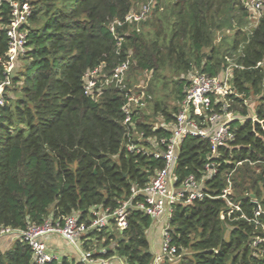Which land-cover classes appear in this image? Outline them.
Returning <instances> with one entry per match:
<instances>
[{
	"label": "trees",
	"instance_id": "trees-1",
	"mask_svg": "<svg viewBox=\"0 0 264 264\" xmlns=\"http://www.w3.org/2000/svg\"><path fill=\"white\" fill-rule=\"evenodd\" d=\"M145 1H30L28 51L16 61L0 104V229L72 214L88 224L93 208L115 209L132 186L143 187L164 165L161 158L127 151L129 135L141 133L139 142L149 147L148 138L168 136L188 76H218L235 55L231 85L239 96L225 100L243 119L231 122L234 140L212 158L207 139L192 137L180 145L173 170L178 181L190 174L202 179L208 161L218 166L203 178L209 196L173 206L170 235L179 256L175 264H264V12L249 27L243 0H155L145 21L116 27L123 36L118 49L108 24ZM226 30L232 33L216 41L217 32ZM6 50L0 29V83ZM126 59L127 87L151 73L144 88L150 98L132 112L130 124L123 123V93L113 84L100 85ZM98 66L96 86L85 94L84 74ZM160 84L171 85L173 106L155 96ZM221 102L214 110H221ZM150 106L163 118L159 124L146 119ZM228 180L227 198L240 210L221 218L227 202L217 196ZM253 199L262 210L256 216ZM151 225L148 215L130 208L125 228L91 229L83 247L105 249L102 256L124 264H151ZM256 238L262 240L254 245ZM0 264H32V250L21 241L0 246Z\"/></svg>",
	"mask_w": 264,
	"mask_h": 264
},
{
	"label": "built area",
	"instance_id": "built-area-1",
	"mask_svg": "<svg viewBox=\"0 0 264 264\" xmlns=\"http://www.w3.org/2000/svg\"><path fill=\"white\" fill-rule=\"evenodd\" d=\"M31 0H0V29L4 31L7 50L5 78L0 83V104L3 102L2 92L6 85L10 84V73L16 61L24 56L28 51L29 18L32 14ZM243 3L250 13V26H255L264 12V0H243ZM155 0H146L136 9L128 12L124 19H114L108 24V30L115 35L117 48L123 40V36L116 33V27L126 23H139L145 21L151 14ZM7 8V11L6 9ZM248 27V28H249ZM227 65L224 71L218 76H210L206 73L193 72L189 75L188 85L184 88V96L180 101L179 110L174 121L169 125L168 136L161 137L158 142H148L152 145L146 146L139 141L142 134L134 132L136 141L126 143L127 151L151 155L154 158L164 160V165L156 170L149 182L143 187H131L130 195L118 202V206L113 209L93 208L91 219L88 224L80 222L76 214L62 217L61 221L50 217L41 223H30L25 228L3 227L0 229V237L11 236L12 241H21L27 244L32 250V264H48L59 259L47 245L46 238L56 234L64 238L71 244L79 255V264H112L109 258L102 256L105 249H85L83 242L88 240V232L91 229H107L115 227L121 230L127 226V216L130 208H135L148 215L153 223L161 227V248L153 256L151 264H170L176 258L175 247L172 245L170 235V220L173 206L176 203H190L194 199H202L209 196L203 189V178L210 177L217 172L218 164L208 161L204 166L202 179H196L192 174L187 175L178 181L174 173L177 159V152L180 145L188 138L200 137L207 139L210 144V158L216 155L218 147L225 146L234 140V132L231 122L241 120L243 117L228 110V95L239 94L231 85L232 69L238 67L235 62V55L227 57ZM129 60L126 59L117 64L110 76L105 77L100 85L113 84L124 95L125 101L121 107L124 124H130L131 114L135 109L146 106V99L150 98L145 92L144 85L127 87L125 83L126 72ZM100 66L88 70L83 77V92L90 94L96 86L99 76ZM251 98L244 99L245 105H250ZM222 101V108L214 110V104ZM163 147L160 150L157 146ZM231 175V173H229ZM232 192L231 182L228 180L226 187L217 197L224 198L227 202V210L220 214L221 218L230 216L232 212L240 210L239 203L227 198ZM253 201H256L253 199ZM257 202V201H256ZM258 203V202H257ZM259 205V203H258ZM262 213L259 206L254 210V215ZM258 223V222H257ZM264 230V225H262ZM261 238H256L253 244L261 242ZM122 264H124L121 261Z\"/></svg>",
	"mask_w": 264,
	"mask_h": 264
},
{
	"label": "crops",
	"instance_id": "crops-1",
	"mask_svg": "<svg viewBox=\"0 0 264 264\" xmlns=\"http://www.w3.org/2000/svg\"><path fill=\"white\" fill-rule=\"evenodd\" d=\"M151 226H155V230H156V235L157 237H159V241H155V246L156 243L159 245L158 249L160 251L161 248V227L159 224L157 223H153ZM152 230V229H151ZM150 228L147 231V236H149V234L151 233ZM6 240V242L4 241ZM148 241H150V239H148ZM5 242V243H3ZM14 241H12V237L11 236H6L4 238L0 237V246L5 248L10 246V243H13ZM46 243L48 245V247L58 255L59 259L57 260L58 262L62 261V259H65L69 264H78L79 262V255L76 251V249L69 244L64 238H62L60 235H50L46 238ZM159 251H154L152 252L153 256L159 252ZM75 252V253H74ZM109 261L112 264H122L121 260L117 259L116 257H111L109 258Z\"/></svg>",
	"mask_w": 264,
	"mask_h": 264
},
{
	"label": "rangeland",
	"instance_id": "rangeland-1",
	"mask_svg": "<svg viewBox=\"0 0 264 264\" xmlns=\"http://www.w3.org/2000/svg\"><path fill=\"white\" fill-rule=\"evenodd\" d=\"M139 6H140V3L137 4L136 8H138ZM225 33H232V31L226 30L224 33L217 32L216 41H219L222 34L224 35ZM20 63H19V65H20ZM150 78H151V73L145 72L143 75H141L137 78V80L135 81V82H137L136 85L146 86L149 83ZM188 79H189V76H188ZM170 91H171V85L170 84L168 85V87H165L162 84H160L159 86H157V91H156L157 93L155 96L159 99H161V98H162V100L164 99L169 106H173L174 101L172 99V94L170 93ZM255 105L256 104L254 101L253 106H255ZM146 115H149L148 116L149 118H146L148 121H151V122H154L157 124H159L161 121H163V118L160 116V114H155V113H153V111H151V106L148 109H146ZM155 229H156L155 226H151L150 227L151 233L149 234V236H147V238L150 239V241H149V248L150 249L149 250L151 252H154L156 250L159 251V249H158L159 245L156 243V246H155V241H157V242L159 241V237H157ZM4 241L6 242V240H4ZM5 242H3V243H5ZM178 260H179V258H176L174 261H172V263L175 264V263H177ZM170 264H171V262H170Z\"/></svg>",
	"mask_w": 264,
	"mask_h": 264
},
{
	"label": "water",
	"instance_id": "water-1",
	"mask_svg": "<svg viewBox=\"0 0 264 264\" xmlns=\"http://www.w3.org/2000/svg\"><path fill=\"white\" fill-rule=\"evenodd\" d=\"M253 205H254V210H258L259 205L256 201H253Z\"/></svg>",
	"mask_w": 264,
	"mask_h": 264
}]
</instances>
